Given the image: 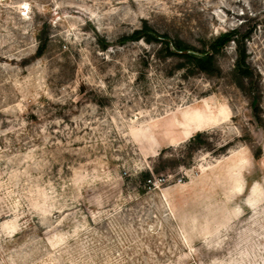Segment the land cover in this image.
Masks as SVG:
<instances>
[{
    "label": "rangeland",
    "instance_id": "rangeland-1",
    "mask_svg": "<svg viewBox=\"0 0 264 264\" xmlns=\"http://www.w3.org/2000/svg\"><path fill=\"white\" fill-rule=\"evenodd\" d=\"M0 146V264H264V0H0Z\"/></svg>",
    "mask_w": 264,
    "mask_h": 264
},
{
    "label": "trees",
    "instance_id": "trees-1",
    "mask_svg": "<svg viewBox=\"0 0 264 264\" xmlns=\"http://www.w3.org/2000/svg\"><path fill=\"white\" fill-rule=\"evenodd\" d=\"M250 36L251 33L242 34L237 29H233L214 39L209 45V50L201 51L189 45L181 38L174 39L166 33L158 32L145 21L140 28L136 29L131 35L124 37L123 40H144L147 43L161 44L170 55H177L191 63L194 68L206 73L212 72L216 56L222 52L227 43L233 41L237 45L238 50L237 66L240 72L248 77L251 73L247 67V53L244 44ZM44 48L45 44L40 48L41 54L44 52Z\"/></svg>",
    "mask_w": 264,
    "mask_h": 264
},
{
    "label": "bare ground",
    "instance_id": "bare-ground-1",
    "mask_svg": "<svg viewBox=\"0 0 264 264\" xmlns=\"http://www.w3.org/2000/svg\"><path fill=\"white\" fill-rule=\"evenodd\" d=\"M186 139H187V137H184V138L182 139V141H184V140H186ZM178 140H179V138H177L176 136L171 137V142H172V143H177Z\"/></svg>",
    "mask_w": 264,
    "mask_h": 264
},
{
    "label": "built area",
    "instance_id": "built-area-1",
    "mask_svg": "<svg viewBox=\"0 0 264 264\" xmlns=\"http://www.w3.org/2000/svg\"><path fill=\"white\" fill-rule=\"evenodd\" d=\"M0 149H1V146H0Z\"/></svg>",
    "mask_w": 264,
    "mask_h": 264
}]
</instances>
